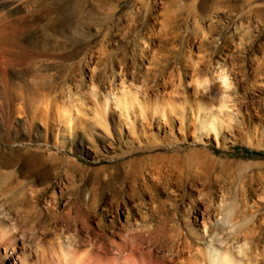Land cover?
<instances>
[{"label":"rangeland","instance_id":"rangeland-1","mask_svg":"<svg viewBox=\"0 0 264 264\" xmlns=\"http://www.w3.org/2000/svg\"><path fill=\"white\" fill-rule=\"evenodd\" d=\"M0 31V264H264V0H0Z\"/></svg>","mask_w":264,"mask_h":264},{"label":"bare ground","instance_id":"bare-ground-1","mask_svg":"<svg viewBox=\"0 0 264 264\" xmlns=\"http://www.w3.org/2000/svg\"><path fill=\"white\" fill-rule=\"evenodd\" d=\"M17 28V27H16ZM18 29V28H17ZM11 31V30H10ZM9 31V33H11V35H13V32H10ZM22 31V30H21ZM3 32H5V30L3 31ZM0 36L2 37V35H4V33L2 34V31H0ZM18 34V33H17ZM6 35V34H5ZM10 35V38H12V36ZM14 37H15V35H14ZM18 37V36H17ZM3 42H4V40H2ZM20 43V42H19ZM9 44V43H8ZM21 44V43H20ZM24 46V45H23ZM222 77V76H221ZM222 79L223 80H225V78L224 77H222ZM32 164V163H31ZM78 199V198H77ZM135 230V229H134ZM12 231V230H11ZM17 231V230H16ZM129 236V235H128ZM13 237H15V234H13L12 232H9V234H8V237L6 238V240L7 241H9L10 242V240L13 238ZM121 238V237H120ZM122 238H123V236H122ZM13 240V239H12ZM11 240V241H12ZM123 241V240H122ZM65 246V245H64ZM133 246V245H132ZM66 247V246H65ZM135 247V246H134ZM125 249V248H124ZM66 249H64V251H65ZM116 250V249H115ZM132 251V250H131ZM61 252H62V250H61ZM130 252V251H129ZM62 253H64V256H66V255H68V257H69V259L68 260H75V258H74V256H71V254L73 253V252H71V254L70 253H68L67 251H65V252H62ZM74 253H76L75 251H74ZM92 253V252H91ZM96 253V252H95ZM70 254V255H69ZM97 254V253H96ZM101 255V254H100ZM117 256V255H116ZM70 257H71V259H70ZM78 258H77V260L81 263V264H88V261L89 260H81V257H79V256H77ZM131 257V256H130ZM64 258H66V257H64ZM86 258V257H85ZM95 258V257H94ZM132 258V257H131ZM130 258V259H131ZM90 259V258H89ZM120 259V258H119ZM222 260H223V262L225 263V264H234V261H233V258L230 256V255H225V256H223V258H221ZM71 260V261H72ZM132 260V259H131ZM90 262V261H89ZM92 262V261H91ZM79 263V264H80ZM66 264V263H65ZM69 264V263H68ZM71 264H75V263H73V261H72V263Z\"/></svg>","mask_w":264,"mask_h":264}]
</instances>
